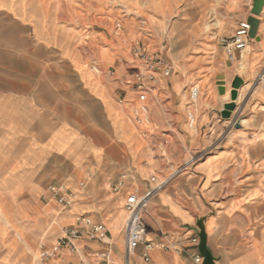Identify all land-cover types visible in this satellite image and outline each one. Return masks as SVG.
<instances>
[{"label": "crops", "instance_id": "0c3cea01", "mask_svg": "<svg viewBox=\"0 0 264 264\" xmlns=\"http://www.w3.org/2000/svg\"><path fill=\"white\" fill-rule=\"evenodd\" d=\"M79 1L0 0V192L8 197L6 206L38 208L32 216L27 211L18 216L19 230L9 222L17 231L4 239L0 264H35L41 248L50 250L54 245H41L38 251L29 239L54 240L61 227L76 224L80 212L104 224L109 235L108 244L80 242L81 251L87 253L85 264H203L195 261L200 256L199 244L192 242L199 239L197 224L202 219L215 264H264V88L255 84L264 67V49L254 48L264 43V10L258 18L260 41L250 44L243 102L236 103L229 119H223L224 96L218 85L222 105L205 107L200 102L193 106L197 128L191 132L182 101V94L187 93H182L185 79L174 72L173 60L172 75L159 77L151 86L165 97L163 115L159 116L153 104L149 106L150 125H139L124 115L121 95L125 94L128 104L141 96L128 89L132 72L124 70L132 61L122 50L115 69L109 68L107 75L84 66L86 61L75 51L83 42L81 33L99 35L102 31L75 24L76 15L95 13L92 8L76 7ZM237 1L245 10L240 15H246L240 22L248 21L253 17L251 0ZM167 2L170 7L171 0ZM150 6L154 15L166 12L156 10L152 1ZM233 35L229 26L219 31L222 41ZM134 38L128 28L124 43ZM237 54L236 61L242 66L245 53ZM61 62L69 66V78L87 96V107H82L87 128L81 131L71 121L52 119L53 130L45 138L43 65ZM52 73L53 79H60L59 72ZM243 73L231 82L243 79ZM193 91L197 92L196 103L199 89ZM231 92L225 88V96ZM92 107L97 120L92 119ZM93 124L97 131L92 130ZM166 129H171L165 133L179 147L171 146V161L165 159L154 136ZM203 153L206 156L196 160ZM123 174L129 176L127 187L116 193L114 187ZM151 177L164 186L149 199L141 215L145 242L128 258L125 223L122 227L117 201L132 190L143 195L153 190L156 184L150 182ZM51 186L67 190L77 207L56 215L41 212L44 194L49 192L54 199ZM19 194L25 196L18 199ZM146 243L153 245L149 263L142 259ZM106 251L110 252L108 259L93 254ZM52 262L64 264L60 257Z\"/></svg>", "mask_w": 264, "mask_h": 264}, {"label": "rangeland", "instance_id": "374dc122", "mask_svg": "<svg viewBox=\"0 0 264 264\" xmlns=\"http://www.w3.org/2000/svg\"><path fill=\"white\" fill-rule=\"evenodd\" d=\"M83 1H86V3ZM151 1L156 10L161 13L165 12V10L166 12L154 15L150 6ZM81 6L95 9V13H91L90 15L87 11V13L83 12L76 15L74 20L75 24L85 26L89 29L97 27L102 31V34L99 35H94L89 31L83 34L81 33L83 42L75 49L80 59L86 61L84 66L89 70L97 67L100 71V76L107 75L109 68L115 69L117 61L119 60V54L123 50V54L130 62L132 61L124 71L125 73L127 71L132 72L130 74L132 76L130 78L131 84L128 89L133 91L134 65L129 46L134 42H141L151 52H160L162 50L164 52L165 49L168 50L170 59L175 62L174 72L181 74L183 79H185L186 88L182 90V93H187L182 94V101L186 111L188 108H191L193 111V106L200 102H203L205 107H220L222 105L217 91V86L220 84L217 76L221 73L225 76L224 87L226 91L233 90L231 88V80L236 74H240L242 66L236 61L239 57L237 53L233 57H228L225 54L224 43L228 39L222 41V38L219 36V31L222 27L229 26L233 33H235L238 23L245 19V14L240 15L245 10L239 7V1L235 0L230 3L229 0H171L169 7L167 0H80L76 4V7L81 8ZM85 8L83 7V9ZM119 20L123 22V29L117 35L115 24ZM128 28L135 35V38L133 41H126L124 43ZM261 34L264 37V33ZM246 54H249V50ZM234 59L235 62H233ZM43 69L44 80L42 83L44 95L42 104L44 110L45 138L53 130L51 127L52 119H59V122L71 121L81 131H84L87 128V124L84 122L85 116L82 107L84 105L87 107V96H83L78 83L69 78L71 69L67 64H63L62 62L59 65L45 63ZM56 71L60 75V79L58 80L52 78V72ZM113 78L115 79L116 76ZM226 80L227 82H225ZM256 82L255 80V84H257ZM251 83H254V81L251 80ZM257 85L264 88V84ZM194 88L199 89L196 103H193L190 99ZM134 92L140 93L141 96L133 104H128L124 101L125 94H122L119 99L122 101L121 105L124 109L125 116L134 119V110L140 106H146L150 115L149 123H145L144 125H150L153 123V116L150 113L149 107L151 104L153 106L156 105V107L158 106L159 116L163 115L161 107L164 105L163 101L165 97L160 92L157 90L154 91L153 89ZM151 98L154 100L149 104ZM240 99L241 95H239L236 101L237 104L243 102V98ZM90 113L92 119L97 120L94 107L91 108ZM187 128L189 131L195 132L197 118L194 127L189 128L187 123ZM96 129L93 124L92 130L97 131ZM170 130L157 131L154 135L158 141L157 145L161 148L165 159L168 161L172 160L170 154L171 146L174 144V147L179 149L175 145L174 138L172 136L169 137L165 133ZM164 134H166L165 137H163ZM146 135L147 139L150 140L151 137L148 134ZM164 138L170 141L167 147H163L160 144L161 139ZM200 156L203 159L206 153ZM61 171H63L62 165ZM157 177L159 176L157 175ZM55 183L53 182L51 184L55 185ZM48 186L45 182V189ZM23 196L25 195L19 194L17 198L21 199ZM44 197L40 207L43 210L41 211L40 209L41 212L49 215L65 212L55 199L52 200L49 192H46ZM7 201L8 197L0 192V257L4 250V239L16 230L12 229L11 224L19 230V225L22 223L20 220L18 221V216H21V213L26 211L32 216L38 210V208L9 207L6 206L9 203ZM117 202L121 204V226L123 227L127 217L124 208L125 198ZM76 204L74 207H77ZM82 214L87 215V212H80L77 214V217ZM65 228V226L61 227L59 234L52 241H48L47 239H29V242L33 243L34 250L39 251L41 245L48 247L54 245L57 239L62 237ZM35 264H38V262L35 261ZM51 264H56V262H52Z\"/></svg>", "mask_w": 264, "mask_h": 264}, {"label": "built area", "instance_id": "2783aa9c", "mask_svg": "<svg viewBox=\"0 0 264 264\" xmlns=\"http://www.w3.org/2000/svg\"><path fill=\"white\" fill-rule=\"evenodd\" d=\"M122 29L123 22L119 20L115 24L116 34L119 35ZM250 30L251 26L248 21H242L238 24L233 37L224 43L225 54L228 57H233L236 53L242 54L250 47L251 42H253L249 38ZM129 49L134 65L132 83L134 91L151 89V86L158 81L159 77L167 79L172 75V64L165 58L163 50L151 52L141 42H134L129 46ZM93 70L97 73L100 72L97 67H94ZM256 81L257 84H264V67ZM162 87L165 89L164 85ZM196 96L197 92L192 91L190 99L193 103ZM120 103L122 104V101ZM186 113L188 125L193 128L196 121L195 114L191 108H188ZM149 115V110L146 106H140L134 110V120L139 125L149 123ZM165 136L166 134L163 135V137ZM169 144L170 141L164 138L162 146L167 147ZM201 157L196 160L201 159ZM128 178L127 174L121 175L114 187V192L118 193L126 188ZM150 182L156 184V187L147 194L143 195L137 190H132L128 192L125 198L124 208L127 213L125 221V253L128 258L135 253L138 245L145 242L146 229L141 215L147 208L149 199L164 186V183H158L156 177H151ZM50 190L53 198L62 209L67 210L73 207V198L63 187L51 186ZM108 238V230L104 224L97 223L88 216H79L74 226L65 228L62 237L57 239L52 249L41 248L38 264H49L51 260L58 257L64 264H85L84 259L87 257V253L81 251L80 242L108 244ZM192 242L197 245L199 244V239L194 238ZM160 247L165 248L164 245H160ZM152 250L153 245L146 243L145 252L142 255L145 263L151 261L150 253ZM93 254L103 259H108L110 256L109 251ZM195 261L202 263L203 259L200 256H196Z\"/></svg>", "mask_w": 264, "mask_h": 264}, {"label": "water", "instance_id": "95a60500", "mask_svg": "<svg viewBox=\"0 0 264 264\" xmlns=\"http://www.w3.org/2000/svg\"><path fill=\"white\" fill-rule=\"evenodd\" d=\"M250 9L251 14L253 17H250L248 19V23L251 26V30L249 33V38L253 41L257 40L260 41V39L257 38L258 35V29H259V17L262 16L263 10H264V0H251L250 2ZM261 47L264 49V43L260 42L259 44H255L254 48L257 50H260ZM164 56L167 59V61L172 64V61L168 55L167 49L164 50ZM218 80H220V89L219 92L223 97L224 105V111L222 112V118L223 119H229L231 117V113L235 110L236 104L234 103L238 98V90H240L244 86V81L247 80L248 75L247 72L243 73V79L241 78H235L232 82V94L231 96H225V88H224V79L225 76L223 73L219 74L217 76ZM239 126H237L238 128ZM197 227L199 229L198 237H199V254L203 258V264H215V261L207 249V234L204 227V220H200L197 224Z\"/></svg>", "mask_w": 264, "mask_h": 264}, {"label": "bare ground", "instance_id": "6f19581e", "mask_svg": "<svg viewBox=\"0 0 264 264\" xmlns=\"http://www.w3.org/2000/svg\"><path fill=\"white\" fill-rule=\"evenodd\" d=\"M250 49V47L244 52L245 53V56H244V58H243V65H242V70L245 72V71H248L249 70V54H246V52L248 51ZM250 51V50H249ZM167 52H168V50H167ZM244 53H243V55H244ZM242 89H243V87L240 89V90H238V98H239V95H242L241 94V92H242ZM233 91V90H232ZM240 92V93H239ZM232 94V92L230 93V95ZM237 98V99H238ZM237 101V100H236ZM236 101L234 102L235 104H236ZM151 122V121H150ZM144 125V124H143Z\"/></svg>", "mask_w": 264, "mask_h": 264}]
</instances>
